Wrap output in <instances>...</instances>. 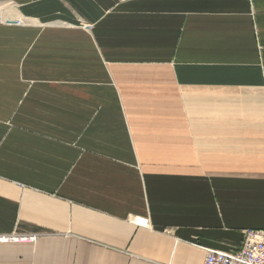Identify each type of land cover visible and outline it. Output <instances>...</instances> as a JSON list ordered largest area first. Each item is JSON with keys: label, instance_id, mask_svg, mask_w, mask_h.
Here are the masks:
<instances>
[{"label": "crops", "instance_id": "crops-1", "mask_svg": "<svg viewBox=\"0 0 264 264\" xmlns=\"http://www.w3.org/2000/svg\"><path fill=\"white\" fill-rule=\"evenodd\" d=\"M0 13V238L35 237L0 264H202L264 230V0Z\"/></svg>", "mask_w": 264, "mask_h": 264}, {"label": "built area", "instance_id": "built-area-1", "mask_svg": "<svg viewBox=\"0 0 264 264\" xmlns=\"http://www.w3.org/2000/svg\"><path fill=\"white\" fill-rule=\"evenodd\" d=\"M12 23L0 13V25ZM139 227L146 228L148 220L139 218L135 221ZM30 238H0V242L6 241H34ZM205 257L202 264H264V230H245L240 246L236 250L222 251L211 248H203Z\"/></svg>", "mask_w": 264, "mask_h": 264}]
</instances>
